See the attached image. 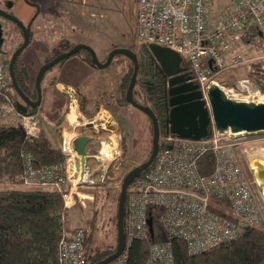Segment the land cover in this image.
Wrapping results in <instances>:
<instances>
[{
	"label": "built area",
	"instance_id": "1",
	"mask_svg": "<svg viewBox=\"0 0 264 264\" xmlns=\"http://www.w3.org/2000/svg\"><path fill=\"white\" fill-rule=\"evenodd\" d=\"M217 1L136 0L135 3L136 39L139 45L157 44L186 58L193 80L199 85L208 107V90L212 85H217L216 76L247 60L244 51L248 50L243 40L247 26H256L264 38V0L225 2L214 19V4ZM7 61L5 52L0 48V94L8 85L10 71ZM238 83L240 89L248 94L245 101L250 102V97L255 96L249 92L250 80L244 78ZM63 89L71 99V108L77 107L75 89L70 86ZM233 90L230 91L232 95ZM7 109L0 105V113ZM9 110L13 111V107H9ZM103 112L100 111L98 120L84 123L86 127L92 123V128L111 131L115 136L111 135L101 142V149L95 155L98 161L104 158L114 160L121 155V137L117 136L115 120ZM28 117L34 116L23 118ZM24 126L30 134L36 135L27 122H24ZM211 128L209 135L200 140L185 139L170 132L160 137L161 146L152 168L128 187L126 246L108 264H127L130 244L137 239L146 240L151 235L149 218L152 217V208L162 210L160 223L165 232L171 238L183 240L190 255L235 240L244 234L246 228L262 222L261 207L237 157V144L232 141L233 137L243 133H222L213 124ZM77 137L63 133L60 147L65 161L59 164L36 167L34 157L29 153L24 154L26 184L53 185L60 191L64 190V185H68L64 192L67 208L75 205L76 197L80 200L91 195L84 194L78 188L97 184L88 163L92 156L88 153V160L82 163V156L75 150ZM208 152L213 153L215 165L212 172L202 174L199 160ZM98 175V181L103 184L106 169L102 167ZM223 201L230 205L232 217L223 213ZM89 236V228L79 227L65 232L59 243V264H87ZM144 264H175L171 241L150 243Z\"/></svg>",
	"mask_w": 264,
	"mask_h": 264
},
{
	"label": "trees",
	"instance_id": "2",
	"mask_svg": "<svg viewBox=\"0 0 264 264\" xmlns=\"http://www.w3.org/2000/svg\"><path fill=\"white\" fill-rule=\"evenodd\" d=\"M32 35L31 32V39ZM132 37V42L121 48L129 49L138 58V75L133 98L136 102L150 108L155 113L162 136L167 133L168 114L165 108L166 93L161 74L163 72L149 45L142 44L137 47V51H134L133 47H136L135 44L137 43L136 25ZM243 40L249 48L252 45L264 46L263 36H261L258 28L252 24L247 26L246 32L243 34ZM21 45L20 42L18 47ZM114 48L112 47L110 51ZM110 51L105 53L103 59L98 56L100 61L105 62ZM23 52L14 65L15 76L23 92L36 100L38 93L35 82L40 68L32 72L31 65L21 62ZM244 53L246 57L249 54L246 50ZM75 55L78 56V59L75 60L69 57L67 58L70 60L69 64H63L64 60H62L45 72L41 87L42 91L44 87L47 89L48 96L46 100L42 98V102L38 107H28L26 113L18 109L17 103L22 102V99L14 90L11 75L8 77L7 87L0 94V105L12 106L14 108L13 112L21 118L39 115L42 121H47V104L51 111L59 115L55 119H58L57 123H60L65 118L69 99L65 94L58 91L56 85L58 82H66L68 85L75 86L81 111L85 116H93L101 106L112 111L117 123L121 124L125 130L122 164L126 172L121 180L120 190L116 198L117 209L114 218V228L117 236L118 205L123 180L132 169L149 160L153 141L151 140V148L141 162L128 163L133 160V154L131 153L130 144L131 131L125 128L127 123H125L126 119L124 117L128 116L126 112L130 113L129 111L132 108H136L126 97L134 73L132 59L123 54H117L108 68L100 69L93 65L89 51L84 49ZM54 57L48 59L47 62ZM10 61L11 58L8 59V64ZM60 64L62 66L60 74L55 72L50 77L49 71H53ZM251 64L250 68L242 69L238 72V75L264 80V60L254 61ZM181 67L184 72L191 73V66L184 57H182ZM221 81L225 82V79ZM63 99L66 100L65 103ZM141 112L147 117L153 136V121L149 115L143 111ZM1 115L2 113H0ZM48 120L50 127H54L56 121ZM211 130L212 128H210ZM51 137L52 135L44 126L40 128L39 133L36 135L30 134L23 122L19 125L0 127V264H59V243L63 234L74 231L79 227L88 228L86 225L74 227L69 220V210L71 208L65 206L64 200V192L68 189L67 186L64 185V190L60 191L53 185H29L24 180L26 168L24 154L26 153L34 157L36 167L50 166L65 161L60 143L55 144ZM214 165L215 158L212 152L204 154L199 160V170L202 174L212 172ZM151 168L152 165L143 170L137 178L145 176ZM106 194L107 190H96L94 204L105 197ZM229 206L226 201L222 202L223 213L232 217ZM161 213V209H151L154 233L149 235L146 240L137 239L130 244L127 264H144L148 257L150 243L163 241H171L175 264H264V228L262 227L246 228L244 234L235 240L224 242L199 254L190 255L183 240L171 238L165 232L160 223ZM90 228L92 232L87 240V264H94L116 252L118 239L115 245L103 248L98 246L95 252L91 254L90 243L93 241L96 227L93 224Z\"/></svg>",
	"mask_w": 264,
	"mask_h": 264
},
{
	"label": "rangeland",
	"instance_id": "3",
	"mask_svg": "<svg viewBox=\"0 0 264 264\" xmlns=\"http://www.w3.org/2000/svg\"><path fill=\"white\" fill-rule=\"evenodd\" d=\"M29 1L30 0H28V2ZM34 1L40 8L39 3L41 0ZM90 1L93 2L94 6L90 10V12L92 13L93 11L100 15L103 14L104 17H91L89 24L82 21V16L80 14V9L82 8V6L86 7L88 0H62L56 2L55 9H57V13L55 14H58L57 21H59L58 25L61 29L63 41L60 40L59 43L55 46H48L50 48H56V51L53 53V55H48L46 53L44 49L46 45H43L40 41V18L42 17L41 14L38 15L37 19L32 24L31 32L33 35L31 43L23 52L21 56V62L28 64L29 66L31 65L32 72H35L52 56L67 52L79 43H86L91 45L97 52L99 58L103 59L105 53L110 51L112 47H123L132 42V34L134 32V26L136 25V0ZM231 1L232 0L217 1V3L214 4L215 10L213 18L215 19L216 12L220 7H222L223 3H230ZM0 4L1 6L5 7L8 5L9 9L12 10V5L10 7V2L7 4ZM6 22L7 19H5L4 17H0V29L3 33L4 29L6 28L5 32L7 33V35L6 33H4L2 35V38H0V48L5 52L7 59H9L12 57V54L16 49L15 47H17L16 45L19 44L18 42H24V34L23 30L18 26L12 31L9 30L8 24L5 27ZM50 23L51 26L54 25V23L49 21V26ZM15 35H17V42L11 43V39ZM67 46L71 48L68 49L69 47ZM135 46L136 47H133V49L134 51H137V47H139L140 45L137 42ZM247 50L249 54L244 64H242L238 68H234L218 74L215 80L219 87H221L223 90H226L229 95H231L232 99L245 101V95L248 94H246V91L243 92L242 89H240V87L238 86V81L244 78L249 79L251 82L249 92L255 95L250 97V102L264 103V80H258L256 78L238 75V72L242 69L250 68L252 66V62L264 60V46L262 45L259 47V45H252L250 46V48L247 47ZM72 58L76 60L78 59V56L73 55L71 56V59ZM69 61L70 60L66 59L63 61V64L67 65L69 64ZM61 67L62 66L60 64L53 71H49V76H53L55 72L56 74L57 72L60 74L62 69ZM222 79H225V82H222ZM64 86H70L75 89L76 96L78 98L77 107L72 106L71 108V99L65 93L63 89ZM56 88L58 89V91H60V93L65 94L69 99V102H67V110L65 111L64 120L60 123H57L58 119L55 118H57L59 115H56L55 112L51 111L49 109L50 107H47V104V121H42L39 115L35 117H37L36 119L39 121V127L44 126L50 132V135H52L51 138L55 144H59L61 142L63 133L71 136H79L81 135V132H85L88 136L91 137V141L88 143L89 145L87 146L86 150L89 155L92 156L91 158H89L88 163L93 169V175L97 184L93 186H84L82 188H78L79 191L85 192L84 194L89 193L91 195L80 200L78 199V197L75 198L74 202L76 206H72V208L69 210V220L74 227L86 225L90 229V234L92 232L90 227L93 224L95 225L96 230L94 233V238L90 243V252L91 254H93L98 246L100 248L110 247L111 245H115L116 240L118 239V233L116 236L114 228V218L117 209L116 198L120 190L121 180L126 172L123 169L122 164L124 149L123 136L125 130L121 124L117 123V120L115 119L112 111L104 106H101L93 116H85L81 111L80 101L75 86L68 85L66 82H58ZM232 89H234V95H232L230 92ZM243 93L245 94L243 95ZM47 96V89L44 87L43 100H46ZM63 100L65 103L66 100ZM6 107L8 109L0 116V127H9L21 124V121L16 115L17 113L9 110V107L12 106L6 105ZM104 109L107 111L103 112ZM100 111L103 112L104 115H108L115 120V126L118 129L117 136L121 137V155L114 160H112V158H104L103 161H98L95 158V155H97L99 150L101 149V142L113 135V132L101 129L99 127L86 128L84 124L85 122L90 120H98L101 116ZM129 112L130 113L126 112L128 116H125L124 118L126 119L125 123H127L125 128H128L131 131L130 144L132 148L131 153L133 154V160L128 163L135 164L141 162L144 156L148 154L151 148L150 142L153 136L147 117L137 108H132ZM48 119H50V121L52 122L56 121V124H53L54 127H50ZM103 127L106 128L104 125ZM113 137L115 136L113 135ZM232 141L237 144V146L235 147L237 157L243 168L245 176L247 177L253 188L255 197L257 198V201L259 202L262 210V222L258 225V227L264 228V131L239 134L236 137H233ZM102 167L106 169V179L103 184L98 181V171ZM96 190H107V194L105 197H102L96 204H94V202L96 201ZM89 222L91 223L89 224Z\"/></svg>",
	"mask_w": 264,
	"mask_h": 264
},
{
	"label": "water",
	"instance_id": "4",
	"mask_svg": "<svg viewBox=\"0 0 264 264\" xmlns=\"http://www.w3.org/2000/svg\"><path fill=\"white\" fill-rule=\"evenodd\" d=\"M28 1V0H27ZM30 2V1H29ZM37 8L35 15L29 23L24 24L17 16L0 8V16L12 21L13 26L16 25L23 30L24 42L12 54L9 63V71L12 78L14 90L21 97L22 102L17 103L18 109L26 113L28 107H38L43 98L41 87L42 78L45 72L51 67L57 65L81 50H87L91 54L92 63L100 69L108 68L117 54H123L134 62V73L126 94L127 100L136 108L149 115L153 121V145L152 153L149 160L141 166L132 169L124 178L118 205V246L115 253L107 256L101 261L94 264H108L116 259L125 249V215H126V199L129 185L137 178V176L154 162L160 148V126L155 113L148 107L136 102L133 98V92L138 75V58L127 48H114L108 54L105 62L100 61L97 52L92 46L86 43H79L67 52L55 56L52 60L43 64L36 75V90L38 97L33 100L27 96L20 88L14 71V65L17 58L26 49L31 40L32 24L40 13V8L36 3L30 2ZM11 7V4H10ZM261 34V33H260ZM2 31L0 29V38ZM155 60L157 61L161 71L168 78V86L166 97L168 102L167 108V132L176 134L185 139L200 140L210 133L212 124L219 132L231 131L232 133H256L264 131V103H255L248 101H239L230 98L226 92L218 85H212L208 90V101L204 98L199 85L193 80V75L184 72L181 67L182 57L174 50L157 44L149 45ZM89 123L87 127H92ZM90 140L87 135L78 136L74 141L75 150L82 156L81 162L86 163L88 160V152L86 146ZM150 233L153 235V220L149 218Z\"/></svg>",
	"mask_w": 264,
	"mask_h": 264
},
{
	"label": "crops",
	"instance_id": "5",
	"mask_svg": "<svg viewBox=\"0 0 264 264\" xmlns=\"http://www.w3.org/2000/svg\"><path fill=\"white\" fill-rule=\"evenodd\" d=\"M31 1L33 3H36L34 0H30V2ZM58 1H62V0H41L39 3L40 4L39 15L41 14V17H42V18H40V20H41L40 21V31H41V40L40 41L42 42L43 45H46L44 49L48 55H50V54L53 55V53L56 51V48H54V47L50 48L48 46H55L56 44L59 43L60 40L63 41L61 29L59 28V25H58L59 21H57L58 20V14L57 15L55 14V13H57V9H55L56 2H58ZM9 2L12 5V8H11L12 13L15 16H17L24 24L29 23L37 11V8L34 5H32L30 2H28L27 0H0V3H6L7 4ZM86 7H87L86 9H89V11H90L94 7L93 2L88 0ZM82 9H83V6L80 9V14L82 16V21L85 23L90 22L91 17H94V16H99L100 18L104 17L103 14L100 15V14L95 13L93 11H92V13L91 12L89 13V12H86L85 9H83V10ZM49 21L54 23V25L51 26V23H50V26H49V24H48ZM7 24L8 23H5V27L7 26ZM16 27L17 26L15 25V27H13V29H15ZM3 34H4V32L2 33V35ZM14 42H17V35L13 36V38L11 39V43H14ZM18 43H20V42H18ZM16 46L18 47V44ZM17 47H15V48H17ZM67 47H69V46H67ZM18 118L21 121V123L27 122L31 126L32 132H35V134L39 133L41 127H39V121L36 119L37 117H35V116L34 117H28L25 120H24V118H21L20 116H18ZM35 125H37V126L35 127ZM38 127H39V129H38ZM65 186L69 187L68 185H65ZM74 206H76V204Z\"/></svg>",
	"mask_w": 264,
	"mask_h": 264
},
{
	"label": "flooded vegetation",
	"instance_id": "6",
	"mask_svg": "<svg viewBox=\"0 0 264 264\" xmlns=\"http://www.w3.org/2000/svg\"><path fill=\"white\" fill-rule=\"evenodd\" d=\"M0 8H2V9H4V10H6V11H8V12H10V13H12V10H10L9 8H8V6H1V4H0ZM83 9H85V11L86 12H89L90 13V11L88 10V9H86V7L85 6H83ZM82 9V10H83ZM83 13V12H82ZM1 17V16H0ZM8 22H6V23H8V28H9V30H13V27H15V25L13 26V23H12V21H10V20H7ZM88 23H90V22H88ZM5 30H6V28L4 29V33H6L5 32ZM6 35H7V33H6ZM56 56V55H55ZM162 74V78H163V82H164V91H165V93H167V89H169V86H168V78L167 77H165V75L163 74V73H161ZM195 82V81H194ZM196 83V82H195ZM197 84V83H196ZM165 101H166V103H165V108H166V110H167V108H168V102H167V97H166V94H165ZM86 128H92V127H86ZM81 135H87L85 132H81L80 133ZM81 135H79V136H81ZM88 136V135H87ZM90 137V136H89ZM91 141V137H90V140H89V142Z\"/></svg>",
	"mask_w": 264,
	"mask_h": 264
}]
</instances>
